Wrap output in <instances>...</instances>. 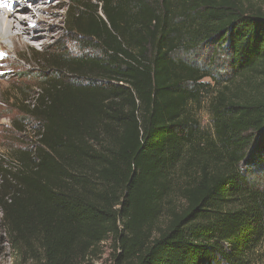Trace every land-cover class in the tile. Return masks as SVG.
Masks as SVG:
<instances>
[{"label": "trees", "instance_id": "trees-1", "mask_svg": "<svg viewBox=\"0 0 264 264\" xmlns=\"http://www.w3.org/2000/svg\"><path fill=\"white\" fill-rule=\"evenodd\" d=\"M98 2L76 4L69 31L102 56L38 55L35 149L1 156L11 252L82 264L110 240L113 264H251L264 186L242 168L264 165V11L241 0ZM206 44L229 76L216 80L200 149L187 107L209 75L173 54ZM192 163L181 208L165 207L170 173Z\"/></svg>", "mask_w": 264, "mask_h": 264}, {"label": "rangeland", "instance_id": "rangeland-1", "mask_svg": "<svg viewBox=\"0 0 264 264\" xmlns=\"http://www.w3.org/2000/svg\"><path fill=\"white\" fill-rule=\"evenodd\" d=\"M242 4L248 8L249 6L259 7L264 11V0H241ZM86 4L88 6L98 5V0H52L43 4L44 8L49 10L42 16L48 18L51 26L47 31L37 28L35 33H45L50 36V39L43 45L42 39L38 43L32 42L20 48L18 53L8 54V60L5 64L4 71L10 76L11 81L5 80L6 84L2 87V97L0 108L5 111L0 119L7 120L8 126L3 131L2 144L0 143V159L4 155L10 156V153L18 151H28L35 149L36 139L33 133L38 129L34 114H30L28 102L35 97V87L40 83V76L44 75L45 66L41 63H36L35 59L38 55L44 52L57 51L65 55L82 57H101L102 52L93 42L82 40L79 36L69 31V22L71 14L77 10L76 4ZM49 4V5H48ZM99 6V5H98ZM79 11V8H78ZM32 21H35L34 19ZM8 47L10 45L8 44ZM215 47L212 44L203 45L193 51L185 49L173 54L174 58L184 60L186 63L195 67L201 68L203 73L209 76L204 78L201 83L204 84V89L199 96L198 102L191 103L187 107L186 122L191 126L196 127L198 131L197 140L200 141V149L206 141V137L212 135V117L209 112V104L211 96L215 91L220 89L216 85V80L219 82L227 79L229 72L225 66L222 55L220 58L216 56ZM33 55V56H32ZM256 137L253 142H256ZM198 159V154H196ZM9 161V160H8ZM194 163V162H193ZM188 165L184 168L173 170L169 175L170 191L165 198V207L174 206L181 208L180 190L185 185L188 174L195 169L193 165ZM190 167V168H188ZM185 169V171L183 170ZM243 171L248 176L250 181L264 186V165L255 166V164H244ZM164 225V219L160 220L158 226ZM117 247L112 241L103 243L98 251L82 264H113V255H116ZM27 258L20 260L11 252L7 243L6 228L2 224L0 214V264H39L35 260ZM251 264H264V243L257 248V253Z\"/></svg>", "mask_w": 264, "mask_h": 264}, {"label": "bare ground", "instance_id": "bare-ground-1", "mask_svg": "<svg viewBox=\"0 0 264 264\" xmlns=\"http://www.w3.org/2000/svg\"><path fill=\"white\" fill-rule=\"evenodd\" d=\"M48 1L50 4L52 0H0V101L4 100L1 89L6 84L5 80L11 81L10 76L2 71L7 63L8 54L18 53L20 48L32 42L42 41L44 45L50 39V36L45 33H35L37 28L47 31V28L51 26L48 18L42 16L49 12L43 7V4ZM33 19L35 21H32ZM33 24L35 27H30ZM38 39L42 40L37 41ZM4 113L5 111L0 108V116ZM7 126L8 121L0 119L1 144L3 131Z\"/></svg>", "mask_w": 264, "mask_h": 264}, {"label": "snow or ice", "instance_id": "snow-or-ice-1", "mask_svg": "<svg viewBox=\"0 0 264 264\" xmlns=\"http://www.w3.org/2000/svg\"><path fill=\"white\" fill-rule=\"evenodd\" d=\"M9 7H10V5H9ZM30 27H35V25L33 24V25H30Z\"/></svg>", "mask_w": 264, "mask_h": 264}]
</instances>
